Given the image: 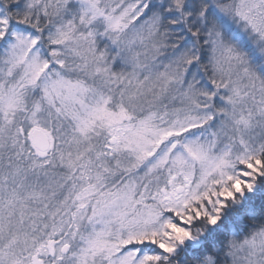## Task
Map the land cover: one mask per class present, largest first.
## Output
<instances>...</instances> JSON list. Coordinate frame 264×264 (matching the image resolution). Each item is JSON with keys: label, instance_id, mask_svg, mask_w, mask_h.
I'll list each match as a JSON object with an SVG mask.
<instances>
[{"label": "snow or ice", "instance_id": "snow-or-ice-1", "mask_svg": "<svg viewBox=\"0 0 264 264\" xmlns=\"http://www.w3.org/2000/svg\"><path fill=\"white\" fill-rule=\"evenodd\" d=\"M0 264H264V0H0Z\"/></svg>", "mask_w": 264, "mask_h": 264}]
</instances>
